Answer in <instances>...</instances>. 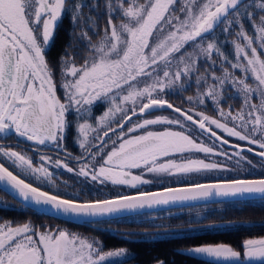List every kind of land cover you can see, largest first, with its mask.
<instances>
[{"label":"snow or ice","instance_id":"6c2138e0","mask_svg":"<svg viewBox=\"0 0 264 264\" xmlns=\"http://www.w3.org/2000/svg\"><path fill=\"white\" fill-rule=\"evenodd\" d=\"M99 6L98 0L91 5L83 0H0V137H18L66 152L63 142L74 113L76 142L82 150L75 158L77 171L66 160L40 155L41 163L35 165L25 154L0 147V154L16 168L53 188L34 186L0 163L4 190L11 189L23 206L36 212L97 225L103 218L144 208L217 199L264 200V176L103 199L81 200L80 192L60 194L49 164L75 172L85 181L137 188L157 183V178L232 171L224 161L234 157L237 166L247 161L255 167L243 155L245 151L264 158V0H105L104 34L93 43L91 29H85L95 22L83 10L91 13ZM66 15L73 29L58 61L61 97L57 67L48 52L55 43L58 22ZM221 25L222 32L232 38L234 57L222 50L214 35ZM77 28L81 34L72 40ZM84 40L87 55L77 65L79 53L73 49L70 56L68 49ZM193 85L197 92L187 97L189 105L210 104L215 115L178 108L165 98L171 90ZM234 99L240 100L238 109L228 104ZM100 104L106 110L93 124L91 113ZM163 108L178 117L152 118L155 110ZM156 125L180 130H153ZM204 134L214 138L211 146L200 140ZM226 137L260 151L232 144ZM223 145L239 150L229 153ZM192 153L224 161L193 158ZM242 248L243 254L221 243L188 251L208 258L211 264H264V238L246 239ZM126 255L125 248L105 252L98 241L67 230L0 223V264H105L110 257ZM154 264L165 262L157 258Z\"/></svg>","mask_w":264,"mask_h":264},{"label":"flooded vegetation","instance_id":"af4514ba","mask_svg":"<svg viewBox=\"0 0 264 264\" xmlns=\"http://www.w3.org/2000/svg\"><path fill=\"white\" fill-rule=\"evenodd\" d=\"M83 2L91 5L93 3V0H83ZM248 2L251 3V0H248ZM98 3L100 5L99 8H97L98 10L93 9L91 13L89 12V15H91L93 21L95 22V25H89L88 28L85 29V31H88L89 28L91 29V31H88V34L92 37L93 43H96L100 39V37L103 36L104 28L107 23V17L105 14L106 9L104 7L105 0H98ZM84 10H87V8H85ZM89 15L84 16L87 17ZM244 23L246 26V30L251 34V25L247 20H245ZM223 27L224 25L218 27L214 35L218 39L222 50L229 57H234V48L231 43L232 38L228 37L227 34L222 32ZM58 28L63 31L66 36H68V40L65 44L67 45L70 42L69 34L73 29L70 16H64V18L60 21ZM80 34V30L79 28H77L75 36L71 37V39L77 40ZM87 42V40H84L80 43H74L72 49H68V53L70 56L72 55L73 49H75L79 53V58L75 61L77 65H79L82 62L83 58L87 55L86 50L83 49V44H86ZM53 64L57 67L55 77L57 84V94L62 97L63 91L60 87L61 76L59 67L58 64ZM217 74L219 75L220 73L217 72ZM196 92L197 88L193 85L187 90H171L168 92L165 98L178 108L186 110L189 107H192L196 110L205 111L206 114L210 116L215 115V112L210 104L206 106H199L196 104L189 105L187 97L195 96ZM228 104H230L233 108L238 109L240 107V100H229ZM105 110L106 106L103 104L95 106L93 112L91 113L90 122L95 124L99 116L102 115ZM155 116L176 118L178 117V113L172 112L171 109L163 108L155 110L152 118H154ZM74 117V113L70 115V120H72L73 123L63 142V148L67 150L66 152L61 150L59 153H57L56 148L52 145L39 146L18 137H0V147L11 148L12 150H15L19 153L25 154L32 159L35 165H39L41 163V161L39 160L40 155L51 156L53 160L57 158L66 160L70 167H73L78 171V162L75 158L81 156L82 150L79 148L78 143L76 142L78 133L75 126ZM179 118L183 120V117ZM194 118L198 119V117L195 116ZM133 119L135 120L136 118L134 117ZM188 123L190 124V122ZM167 127H171L173 128V130H180L176 128V126L167 125H156L154 126L153 130H164ZM192 127L195 128V126ZM216 131L218 132V134L222 136L224 135L219 130ZM92 135H95V133H93ZM226 138L232 144L241 145L245 149H247L248 147H253L256 151H260V149L256 148L255 145H248L245 141H239L233 137ZM200 140L211 146L213 144L214 138H209L207 134H204L200 136ZM110 146L111 145H109V147ZM221 147L223 149H226L229 153L239 150L233 149L229 145H223ZM105 151H107V149H105ZM189 155H191L193 158L224 161L223 157L209 156L206 158L203 153H192ZM243 155L246 156L248 160H251L256 166L252 167V165H249L247 161H241V165L237 166L235 163V160L237 158L234 157L232 161H224L228 164L229 168L233 169L232 171L212 172L200 175L193 174L190 177H185L182 179H177L176 177L157 178L159 182L141 185L137 188H131L124 185L113 186L110 183H108L107 185H100L91 181H85L83 177L76 175L75 172L70 173L64 168H56L51 164L48 165V168L49 171L53 173L55 183L58 186L61 195L80 192L81 195L79 196V199L89 200L103 199L116 195H133L137 194L140 191H157L164 187H176L183 184H194L197 182L230 180L234 178L253 179L264 176V166H262L264 165V158L255 156L253 153L247 151L243 152ZM0 163H4L11 171L14 172V174H17L21 178L25 179L26 182L32 183L34 186L41 187L44 190L53 191L52 186L47 182L38 180L32 175L24 173L21 169L16 168L12 164V162L7 160V158H5L2 154H0ZM133 171L136 172L138 170ZM235 210L239 212L245 210L247 212L245 216L251 219V221L244 222H258L261 223V225L247 226L248 230L242 231L243 229H240L241 225H239V223L242 222L236 219H230L231 217L235 216L233 214ZM0 223L11 224L13 226L22 225L23 223H30L34 228L39 230H43L44 228H59L62 230L67 229V231L73 230L77 233V235L83 236L88 240L98 241L103 250H108V248H106V243L108 242V240H111L109 238L112 237L116 239L118 243H122L123 246L118 248H110L109 250L115 251L120 248H125L130 253L129 260L131 261H135L141 257L138 253L130 250L129 244H141L143 246L145 245L151 248L156 246L158 243L167 244L170 247L180 245L172 249L173 253H170L172 259L175 258L176 254H178L179 256H182V259L185 262H189L190 264H193V262H195V264H211V262L209 261L192 258L182 254L181 252L187 251V248H191L193 246L218 245L223 243H213L214 241H212V243H203L209 238H214V240H217L219 238H223V235H226L227 241H230V237L235 236L238 230L240 231L237 233H241L242 235H249L245 238H238V240L240 239L242 242H244L246 239L264 238V200L257 199L250 201L206 204L154 213H145L121 219L104 221L99 225H77L53 218H42L41 215L27 209L7 194L0 192ZM83 231H87V233ZM70 233L75 234L74 232ZM195 242L201 243L197 245H191ZM223 244L227 245L226 243ZM240 252L243 254V249ZM155 257L156 256H152L151 258L153 259ZM126 261H124V263ZM164 262L165 264H168L166 261ZM116 264H123V262L120 261ZM129 264L138 263L132 261Z\"/></svg>","mask_w":264,"mask_h":264},{"label":"trees","instance_id":"16d2710c","mask_svg":"<svg viewBox=\"0 0 264 264\" xmlns=\"http://www.w3.org/2000/svg\"><path fill=\"white\" fill-rule=\"evenodd\" d=\"M68 40V36L65 35V33L63 31H61L59 28L56 30V38H55V43L54 45L51 47L48 57H52L55 58L56 60L59 61V58L61 56V54L65 51L64 50V45L66 44V41ZM1 192V191H0ZM253 211V210H252ZM38 214V213H36ZM233 214L235 215L234 217H231L230 219H236L242 223H248V222H244V221H251V219H249L247 216H245L247 214V212L245 210L242 211H237L235 210L233 212ZM44 218H50L47 217L45 215L39 214ZM249 223H258V222H249ZM240 229H243L242 231H247L248 227L240 224ZM245 226V227H243ZM240 230H238L237 232H239ZM235 234V236L230 237V241H227V237L226 235H223V238H219L217 240H214V238H209L208 240L204 241L203 243H212V241H214L213 243H218V242H223L226 243L227 245L233 247L235 250L238 251H242V244L243 242L238 238H245L247 236H249L248 234L246 235H242L241 233H237ZM103 234V233H101ZM108 240V242L106 243V248L110 249V248H118V247H122V243H118V241L112 237H110ZM202 242V241H201ZM201 242H195L192 243L191 245H197ZM130 246V250L134 251L135 253H138L140 255L141 258L137 259V260H132L133 262H137L138 264H152L154 263V261L159 258L161 260L166 261L168 264H190L189 262H185L182 259V256H179L178 254L175 255V258L172 259L171 254L173 253L174 247L180 246V245H175V246H168L167 244H157L156 246H154L153 248L148 247V246H143L141 244H129ZM187 247V246H186ZM189 249V248H187ZM152 256H156L155 258H151ZM184 258V257H183ZM131 261V262H132ZM193 264H195V262H193Z\"/></svg>","mask_w":264,"mask_h":264},{"label":"water","instance_id":"95a60500","mask_svg":"<svg viewBox=\"0 0 264 264\" xmlns=\"http://www.w3.org/2000/svg\"><path fill=\"white\" fill-rule=\"evenodd\" d=\"M58 24H59V22H58ZM4 189H5V186L0 184V191H2L3 193L7 194L12 199H14L16 202H18L21 205H23V201L17 195H14L13 191L11 189H8L7 191H5ZM133 195H135V194H133ZM257 199H260V198H258V197L249 198V199H247L245 201L257 200ZM237 201H239V200H231V199L220 200V199H217V200H212V201H197V202H190V203H185V204H174V205H167V206H158V207H153V208L140 209V210H137L135 212H126V213L118 214L116 217L103 218V219H104V221H110V220L121 219V218H125V217L141 215V214H145V213H154V212L167 211V210H173V209H181V208L200 206V205H206V204L228 203V202H237ZM26 208L31 210V211H33V212H36L33 208H30V207H26ZM36 213L42 214V215H45L47 217L54 218V219H57V220H61V221H64V222L72 223V224L90 225V224L83 223V222H80V221L69 220V219H66L64 217H57V216H55L52 213H40V212H36ZM240 224H243L245 226H258V225H261V223H249V222L248 223H240ZM181 253L186 255V256L192 257V258H196V259L203 260V261H209L208 258L203 257V256H198V255L191 254L188 250L187 251H183Z\"/></svg>","mask_w":264,"mask_h":264},{"label":"rangeland","instance_id":"374dc122","mask_svg":"<svg viewBox=\"0 0 264 264\" xmlns=\"http://www.w3.org/2000/svg\"><path fill=\"white\" fill-rule=\"evenodd\" d=\"M96 10H98V9H96ZM83 13H84V15H89V11H88V9L87 10H83ZM60 23V22H59ZM58 26H59V24H58ZM50 51V50H49ZM48 54H49V52H48ZM48 59L52 62V63H55L56 65L58 64V60H56L55 58H52V57H48ZM42 218H44V217H42ZM67 230V229H66ZM75 230H77V229H75ZM68 232H74L75 234H77L75 231H73V230H68ZM83 232H86L87 233V231H83ZM100 248H101V250L102 251H112V250H103L102 249V247L100 246ZM128 252V251H127ZM129 257H130V253L128 252V255H126V256H124V257H110V258H108L106 261H105V264H116V263H118V262H123V264H129L130 262H131V260H129ZM126 260H129V261H126ZM124 261H126L125 263H124Z\"/></svg>","mask_w":264,"mask_h":264}]
</instances>
